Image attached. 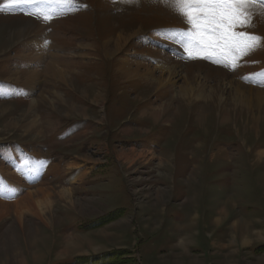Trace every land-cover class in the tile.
I'll return each mask as SVG.
<instances>
[{
	"label": "rangeland",
	"instance_id": "1",
	"mask_svg": "<svg viewBox=\"0 0 264 264\" xmlns=\"http://www.w3.org/2000/svg\"><path fill=\"white\" fill-rule=\"evenodd\" d=\"M27 10L0 11V169L7 178L9 164H49V174L29 185L22 173L10 172L22 176L17 196L49 190L62 225L47 230L52 235L41 244L48 232L34 230L32 224L42 226L38 218L25 215L21 229L9 214L0 221V263L7 250L18 248L5 264H149L158 242H167L164 231L153 230L169 223L179 237L203 224L210 237L215 219L217 237L229 243H241L233 228L238 220L251 222L249 244L232 246L236 257L221 249L220 259L254 264L249 248L264 246V7L249 5L251 26L235 29L262 38L235 70L224 67L219 55L187 58L168 30L188 25L164 0H37ZM119 27L130 37L115 56H106ZM124 61L137 62L133 78L123 74ZM185 87L204 95L185 99ZM124 155L136 162L126 164ZM182 164L200 191L195 202L201 214L205 210L190 220L179 194L190 185H165L183 175ZM154 177L163 184L155 185ZM214 179L216 186L209 184ZM70 236L77 243L71 249ZM178 244L184 248L183 239ZM165 249L160 261L188 260L186 252L178 255L181 249ZM258 249L253 255L263 254V260L264 247ZM200 260L220 263L216 257Z\"/></svg>",
	"mask_w": 264,
	"mask_h": 264
},
{
	"label": "snow or ice",
	"instance_id": "2",
	"mask_svg": "<svg viewBox=\"0 0 264 264\" xmlns=\"http://www.w3.org/2000/svg\"><path fill=\"white\" fill-rule=\"evenodd\" d=\"M37 0H5L0 11H20L28 14L27 6ZM71 4L73 0H60ZM188 25L187 29H170L171 38L189 59H211L219 55L224 67L235 70L240 59L261 46L262 38L239 27L251 26L249 5L264 7V0H164ZM48 20L49 17H43ZM264 75V73H260Z\"/></svg>",
	"mask_w": 264,
	"mask_h": 264
},
{
	"label": "bare ground",
	"instance_id": "3",
	"mask_svg": "<svg viewBox=\"0 0 264 264\" xmlns=\"http://www.w3.org/2000/svg\"><path fill=\"white\" fill-rule=\"evenodd\" d=\"M118 29V28H117ZM120 31L119 33H116V38L114 40V43L112 46V49H110V47H106V56L109 55V52L111 51L112 52V55L115 56L116 55V52L117 51H120L121 49L119 48V46L121 45V43L125 42V40H127L128 36H129V31L127 29H124L123 27H119ZM115 30L116 32V29H113V31ZM131 33V32H130ZM132 36V35H131ZM130 37V36H129ZM45 49V47H44ZM115 53V54H114ZM134 62V61H133ZM135 63H137L136 61L134 63H131V62H128V61H124L123 62V67H120L123 74L127 77H132L133 74H135V72L137 71V69H134V72L131 71V66H134L135 67ZM139 64H136V66L138 67ZM119 68V69H120ZM133 78V77H132ZM150 84H156V82L154 81H151L149 80ZM153 85H150V87H152ZM182 92V96L183 98H187L189 95H192L193 92H195V94L197 93L196 97L197 98H201L204 94V90L202 89H198L197 91L196 90H192L190 87H185V88H182L180 90ZM242 95V94H241ZM241 95H237V99L236 101L240 104H242L243 106L245 105L246 101L243 100V98L241 97ZM259 97L256 98L257 102H260V94L258 93ZM252 97V96H251ZM250 97V98H251ZM170 110L173 109V108H169ZM169 110V111H170ZM173 111V110H172ZM154 118H155V121L158 120L160 118V116L158 114H156L157 112H154ZM164 113H167L166 111H164ZM199 115V114H198ZM200 118H198L197 120H199ZM135 151H133L132 153H134ZM262 155V154H261ZM260 155V156H261ZM141 154L140 153H137V157L141 158ZM124 157H127L129 158V160H127L126 164H130V163H133V162H136V160H134L133 156H130V155H127ZM136 158V157H135ZM39 165V164H38ZM40 167H37V164L34 166L35 168L34 171H35V175H38V172L40 173L41 172V165H39ZM40 170H39V169ZM38 169V170H37ZM7 178H9V184H6V188H8V191L11 192L12 195L16 196L19 192H20V188L19 186H21L22 184V178H21V175H15V174H12L10 171H8L7 173ZM37 180V177L36 179ZM10 183L14 184L13 186L10 185ZM48 191L47 189H45L44 187H37L35 188L33 191L29 192L28 194H26L23 198H21L19 201H17L16 203L12 204V205H8L2 201H0V221L4 218H8L9 214H14L15 215V218L16 221L18 222L19 224V227L22 229L25 228V215H30V216H34L36 218H38L41 222V225L42 226H39L38 224H32L33 225V228L35 231H38L39 233H42L43 231L45 232H48V234L44 235V240L42 239L41 240V244L43 243H46L47 242V238H49L51 232L49 231H53L55 229H58V226L57 228H55L56 225H62L61 223V220L59 218H57L54 214H53V211L51 210V207L53 206V201H51L52 199H49V196H48ZM61 193V192H60ZM59 193V194H60ZM62 194H65V192H63ZM66 194H68L69 196L68 197H63L64 199H66L67 201H70V205L71 207L73 208L75 203L74 200L72 199V196L69 192H66ZM59 198V197H58ZM61 198V197H60ZM229 202V201H227ZM225 210V208H224ZM225 211H222V213H224ZM37 219V220H38ZM193 219V218H192ZM218 224L220 223V220H217L215 221V224ZM30 224V223H29ZM28 227V225H27ZM187 227V226H186ZM45 228V230H44ZM178 229H181L179 228V226H177ZM183 228V227H182ZM232 228V227H231ZM234 228V232L236 234H239V238H240V241L242 244H248V242L250 241L249 240V236H250V231H251V222H247V221H244V220H238V222L233 226ZM31 229V228H29ZM49 230V231H47ZM15 231V230H14ZM45 232V233H46ZM52 232V233H53ZM22 233V232H21ZM37 233V232H36ZM252 234V233H251ZM2 235V234H1ZM52 235V234H51ZM42 236V235H41ZM74 238L73 236H70L67 238V241H69L68 243V247L70 248L71 246H74L77 245V243H75L74 241ZM37 241L36 239L33 240V243L37 244ZM50 243V242H49ZM26 245V244H25ZM66 245V244H65ZM181 245H183V243L181 242ZM41 246V245H40ZM67 246V245H66ZM78 247V246H77ZM5 249V248H4ZM71 249V248H70ZM6 250V249H5ZM21 250V249H20ZM18 248H12V249H9L7 250V252L4 253V256H2L3 258V262L0 263V264H5L6 260H9L8 257H9V253H12V252H18ZM22 252V251H21ZM69 252V251H68ZM71 252V251H70ZM24 257V256H23ZM40 258V253L39 252H36L33 254L32 256V259L35 261L37 259ZM6 259V260H5ZM31 259V258H30ZM22 260V259H21ZM40 261V260H39ZM25 262V261H24ZM23 263V262H22ZM26 263V262H25ZM40 263V262H39ZM8 264V263H7ZM261 264H264V261L261 262Z\"/></svg>",
	"mask_w": 264,
	"mask_h": 264
},
{
	"label": "crops",
	"instance_id": "4",
	"mask_svg": "<svg viewBox=\"0 0 264 264\" xmlns=\"http://www.w3.org/2000/svg\"><path fill=\"white\" fill-rule=\"evenodd\" d=\"M147 165H152V164H147ZM164 165H165V167H172L173 166V164H164ZM182 166H183V169H184V171L182 172L183 175L178 177V179H175V180L171 179L168 182L166 181L165 185L169 184L170 186H173V185L177 184V181H180V182H185L186 181L190 186L185 185V187H183L181 193H179V194H180V196H182V197L184 196L183 198H185L184 202H183V205L185 204L188 220L193 218V216H196V217H200L201 215L204 216L205 215V210H204L203 214H201L200 210H201L202 207H200V206H198L196 204L199 201V198H200V196H199L200 195V191L195 192L194 191V184H193L194 182H193V180L188 175L185 176V174H186L185 172H187V169L185 168V166L187 167V164H182ZM53 167H54V170H55L56 166H53ZM160 167H162V166H160ZM8 170L13 172V173H15V174H18L12 168H9ZM170 178H172V177H170ZM154 180H155V183H154L155 185H160V184L162 185L163 184L162 182H164V181L160 180V177H154ZM7 181L8 180H7L6 176L4 175L3 183H0V201H2L4 203L7 202L6 204H14V203H16L17 201H19L22 198V195H20V196L12 195L11 192L8 191V188H6ZM23 181H25L27 183V185L30 184V181H28L25 178V176H23ZM213 181H210L209 184L213 185V186H216V179H214ZM34 182H36V181H34ZM190 190H192V192ZM166 191H169V189H166ZM201 193L202 194L204 193L203 190H201ZM157 194H161V192L159 191V192H157ZM163 196L159 195V199L162 198ZM191 196H193V197H191ZM195 201H197V202H195ZM155 205H157V204H155ZM157 207L158 206H156V209H157ZM156 209H154V208L152 209V211H155V213H156L155 216H157V214H158V216H161L160 211L156 210ZM170 210H171V214H172L173 213L172 212L173 211L172 208ZM212 212H213V216H214V213H215V218H216V208H214V210L212 209ZM151 213H153V212H151ZM207 214L208 213L206 212V215ZM11 215H12V213H11ZM208 216H209V214H208ZM214 221H216V220L214 219ZM174 222L176 223L177 221H174ZM197 223H198V220H197ZM169 225L170 224L168 223L169 229H168L167 226L163 225V227L159 228L158 230H153L152 232L150 231L151 233H154V234L155 233H163V231H164L167 234L165 236V238L167 239L166 240L167 242L163 243V244L158 242L159 246H161V247H158L157 250H155L156 249V246H155L156 243L154 244V247H151V251L155 250L157 254L155 253L156 256L151 258V260L150 259L148 260L149 264H167L166 263L167 261H160L159 260L160 252L164 248L168 249L170 254L172 252H174V251H176L174 253H177L178 249L182 250V251H180V253H178V255H181L182 253L186 252L185 254L188 255L187 256L188 260L185 259L183 261V264H205V263H207V261L204 262V261L200 260V259H204L205 257H206V259L208 261L212 260L213 257H216V260H219V262H220L219 264H222V263L226 264L220 259L221 255H222L221 254V249H225L226 250L225 252H227V253L230 252L234 257H236L235 254L231 252V247L232 246H236L237 247V244H240L242 246L247 245V244H241L240 242H237L235 239L232 240L233 241L232 243H229L230 238H228L227 242H224V240H221L220 238H218L217 235H216V233H217L216 231L217 230L220 231L221 228H219V227H221V226L217 227L216 224H213V228H215V230L212 231V234H211L210 237L207 235V233H208L207 231L208 230L206 229L205 225H203V224H199V225L197 224V227L192 230L193 231L192 233H186V234L183 233V234L178 235L179 237H176V236L173 235V233H171L170 229L172 228V225H170V226ZM164 228L166 230H164ZM223 228H225V227H223ZM179 239H183L184 248L179 247V244H178ZM248 244H249V242H248ZM222 245H226L227 247H224ZM163 246H164V248H163ZM171 246H172V249L170 250ZM259 246L260 245H258L255 248H252L253 247V245H252L249 248V256L248 257H249V260L252 263H254V264H261V262L264 260V259L260 260L263 257V254H261V255L258 254L257 256L253 255V253L254 254L258 253V252H256L257 251L256 249H258ZM263 247L264 246H261V248H259L258 251L261 250ZM166 249H165V251L168 252ZM149 254H151V252ZM200 257H202V258H200Z\"/></svg>",
	"mask_w": 264,
	"mask_h": 264
}]
</instances>
